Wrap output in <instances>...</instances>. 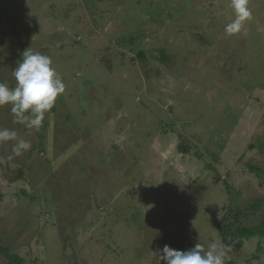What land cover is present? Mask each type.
<instances>
[{
    "label": "rangeland",
    "instance_id": "374dc122",
    "mask_svg": "<svg viewBox=\"0 0 264 264\" xmlns=\"http://www.w3.org/2000/svg\"><path fill=\"white\" fill-rule=\"evenodd\" d=\"M229 2L0 0V83L30 48L65 84L39 131L0 107L31 143L0 144V264H158L213 242L264 264V237L218 232L234 210L264 222V0L233 36Z\"/></svg>",
    "mask_w": 264,
    "mask_h": 264
},
{
    "label": "clouds",
    "instance_id": "9594fccd",
    "mask_svg": "<svg viewBox=\"0 0 264 264\" xmlns=\"http://www.w3.org/2000/svg\"><path fill=\"white\" fill-rule=\"evenodd\" d=\"M233 19L225 26L228 36L246 34V24L252 19L249 0H230ZM15 87L0 83V107L11 106L14 122L26 123L28 128L39 131L45 114L48 113L59 95L65 92L62 78L52 66L49 56L33 52L30 48L23 52V59L12 71ZM14 142L12 153L22 156L31 148V143L24 140L14 130L0 128V144ZM11 158V157H10ZM228 245L213 242L207 251L203 245L196 243L188 250L174 249L168 244L152 252L158 264H225Z\"/></svg>",
    "mask_w": 264,
    "mask_h": 264
},
{
    "label": "trees",
    "instance_id": "16d2710c",
    "mask_svg": "<svg viewBox=\"0 0 264 264\" xmlns=\"http://www.w3.org/2000/svg\"><path fill=\"white\" fill-rule=\"evenodd\" d=\"M260 202L255 201L253 206H251V210L253 212L257 211L259 208ZM247 211H239L234 210L233 213H230L229 215L222 217L221 222L218 225V232L222 238L226 237H233L239 239L238 242L240 244L241 239H251L256 236L258 237H264V222L261 223L259 226L252 227L251 229H244V227L240 226V217L247 216ZM229 221L231 223H229ZM0 254L4 256L5 258L9 259L8 251L1 247V241H0Z\"/></svg>",
    "mask_w": 264,
    "mask_h": 264
}]
</instances>
